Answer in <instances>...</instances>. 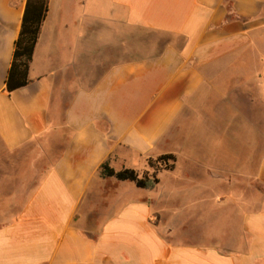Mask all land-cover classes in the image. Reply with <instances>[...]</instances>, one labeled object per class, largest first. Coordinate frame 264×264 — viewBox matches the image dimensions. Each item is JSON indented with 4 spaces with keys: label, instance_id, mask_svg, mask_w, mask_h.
I'll use <instances>...</instances> for the list:
<instances>
[{
    "label": "crops",
    "instance_id": "0c3cea01",
    "mask_svg": "<svg viewBox=\"0 0 264 264\" xmlns=\"http://www.w3.org/2000/svg\"><path fill=\"white\" fill-rule=\"evenodd\" d=\"M26 3L0 0V264H264V125L258 206L203 247L170 238L153 190L100 174L109 162L142 176L165 154L177 166L173 149L213 134L217 110L264 116V0H50L30 82L9 93ZM123 27L172 39L121 60ZM215 160L195 162L176 194L227 187L232 170ZM230 197L221 208L243 206Z\"/></svg>",
    "mask_w": 264,
    "mask_h": 264
},
{
    "label": "rangeland",
    "instance_id": "374dc122",
    "mask_svg": "<svg viewBox=\"0 0 264 264\" xmlns=\"http://www.w3.org/2000/svg\"><path fill=\"white\" fill-rule=\"evenodd\" d=\"M121 45L115 48V53L120 55L121 60L130 57L131 55H144L150 49L155 48L160 50L161 47L170 41L172 38L169 35L149 31L141 28H121ZM108 54V53H107ZM257 110L245 111V114L233 115L225 120L223 115H220V110H217V116L213 124H217L216 131L212 133L202 132L195 137H191L187 141V145L191 148H176L173 149L179 153V164L173 170L157 171V176L160 178V185L151 192L150 197L153 198V205L163 208L166 216V221L170 228V238L175 237L184 239L186 241L196 242L203 247L208 242L217 240H224L228 230L236 229L238 220L241 213L246 209H253L256 206L254 198L256 197V189L258 188L257 181L253 179L257 169V150L253 146L257 141L256 129L262 124L264 125V116L256 114ZM259 109V114L261 113ZM264 115V114H263ZM248 122L249 132L248 136L245 134L243 137V144L249 142V148L242 146V126ZM230 127V129H229ZM228 128L231 131H226ZM226 131V132H225ZM247 136V137H245ZM210 140H208V138ZM208 141H212L211 149H204L203 143L207 146ZM219 143L223 146H219ZM197 146V150L193 153L192 146ZM248 148V149H247ZM192 151V152H191ZM222 155H225L226 160L222 161ZM196 158H195V157ZM215 160L217 167L223 166L228 171H231L232 180H227V187L213 188L211 193L190 192L185 195L176 194L174 189L184 188L183 182L192 175V172L199 171L200 169L196 164L201 165L202 161L210 162L211 159ZM196 162V164H195ZM195 164V165H194ZM152 168V167H151ZM155 172L152 168L150 174ZM191 172V173H188ZM200 172V171H199ZM246 174L247 179L241 178V174ZM196 179V178H195ZM198 181V179H196ZM202 182V181H201ZM189 183H193L189 181ZM194 186H190L192 188ZM195 191V190H194ZM150 193V192H148ZM214 194V195H213ZM230 194L235 199L243 197L245 201L243 206L237 209L221 208L231 200ZM205 195V196H204ZM199 205L194 206V204ZM219 201H224L223 203ZM248 203V204H247ZM194 207H196L194 209ZM157 208V207H156ZM189 208L187 211H179L180 209ZM159 209V208H157ZM170 210V213H169Z\"/></svg>",
    "mask_w": 264,
    "mask_h": 264
},
{
    "label": "trees",
    "instance_id": "16d2710c",
    "mask_svg": "<svg viewBox=\"0 0 264 264\" xmlns=\"http://www.w3.org/2000/svg\"><path fill=\"white\" fill-rule=\"evenodd\" d=\"M50 0H27L22 20L21 30L15 43L13 60L6 80V90L11 93L27 86L30 65L41 28L49 10ZM149 165L155 168V172H145L142 176L134 169L116 171L110 167L109 162L102 164L100 174L103 178L114 177L119 181H132L138 188L155 190L160 184L157 171L173 170L176 166V157L173 154H165L157 159L149 160Z\"/></svg>",
    "mask_w": 264,
    "mask_h": 264
}]
</instances>
